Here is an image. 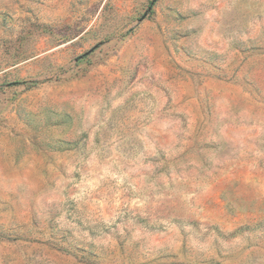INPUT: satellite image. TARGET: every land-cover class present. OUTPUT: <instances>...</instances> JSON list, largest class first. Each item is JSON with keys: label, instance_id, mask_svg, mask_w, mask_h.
Masks as SVG:
<instances>
[{"label": "rangeland", "instance_id": "obj_1", "mask_svg": "<svg viewBox=\"0 0 264 264\" xmlns=\"http://www.w3.org/2000/svg\"><path fill=\"white\" fill-rule=\"evenodd\" d=\"M0 264H264V0H0Z\"/></svg>", "mask_w": 264, "mask_h": 264}]
</instances>
